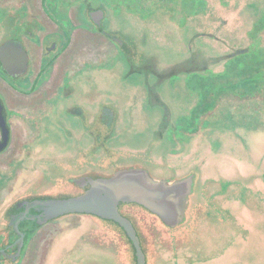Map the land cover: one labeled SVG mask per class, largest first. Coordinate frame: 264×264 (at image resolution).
Returning a JSON list of instances; mask_svg holds the SVG:
<instances>
[{"label":"flooded vegetation","instance_id":"1","mask_svg":"<svg viewBox=\"0 0 264 264\" xmlns=\"http://www.w3.org/2000/svg\"><path fill=\"white\" fill-rule=\"evenodd\" d=\"M132 2L0 0V264H137L131 240L114 220L87 213L44 218L33 203L80 195L90 180L120 168L141 166L159 179L192 178L183 221L174 227L137 203L118 204L136 231L144 264L160 258L151 256L147 225L166 233L183 255L172 264H197L210 257L201 256L193 228L233 220L228 210L212 207L215 194L199 191L195 170L155 175L149 164L116 155L101 142L112 135L116 111L99 100V78L118 61L131 60L133 40L116 21Z\"/></svg>","mask_w":264,"mask_h":264},{"label":"rangeland","instance_id":"2","mask_svg":"<svg viewBox=\"0 0 264 264\" xmlns=\"http://www.w3.org/2000/svg\"><path fill=\"white\" fill-rule=\"evenodd\" d=\"M132 1L116 21L133 40L131 60L99 78V100L116 111L112 135L101 142L116 155L149 164L155 175L195 170L199 191L218 197L212 207L228 210L233 220L193 228L201 256L210 257L197 264H264V93L239 99L235 91L199 120L190 117L197 75L165 77L179 66L203 76L222 71L228 55L251 45L264 0H164L160 7ZM256 36L257 50H264V28ZM144 235L151 256H160L157 264L183 258L162 230L147 225Z\"/></svg>","mask_w":264,"mask_h":264},{"label":"water","instance_id":"3","mask_svg":"<svg viewBox=\"0 0 264 264\" xmlns=\"http://www.w3.org/2000/svg\"><path fill=\"white\" fill-rule=\"evenodd\" d=\"M91 187L77 196L36 199L44 218L68 213L94 214L117 222L131 240L137 264H144L145 255L132 223L118 212L120 202L137 203L156 214L167 226L174 227L184 218L191 192L190 176L169 180L154 178L143 167L118 169L109 178L90 180Z\"/></svg>","mask_w":264,"mask_h":264},{"label":"trees","instance_id":"4","mask_svg":"<svg viewBox=\"0 0 264 264\" xmlns=\"http://www.w3.org/2000/svg\"><path fill=\"white\" fill-rule=\"evenodd\" d=\"M263 28L264 18L260 23L253 25L250 33L253 40L251 45L228 55L220 72L203 76L199 70H189L181 66L166 72V78L182 72L197 75L199 96L191 109L190 117L196 116L199 120L205 118L215 111L224 97H229L228 95L235 91L240 93L239 99L255 98L264 93V50L258 51L256 42V35ZM195 132L192 130L191 133Z\"/></svg>","mask_w":264,"mask_h":264}]
</instances>
